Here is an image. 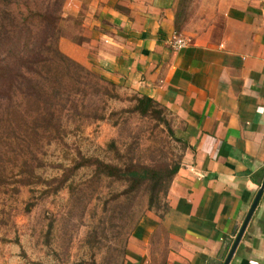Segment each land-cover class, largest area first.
Listing matches in <instances>:
<instances>
[{"label": "crops", "instance_id": "1", "mask_svg": "<svg viewBox=\"0 0 264 264\" xmlns=\"http://www.w3.org/2000/svg\"><path fill=\"white\" fill-rule=\"evenodd\" d=\"M66 0L59 48L154 99L184 144L163 216L136 226L125 264H224L264 182V0ZM188 37V36H187ZM230 264H264V193Z\"/></svg>", "mask_w": 264, "mask_h": 264}, {"label": "rangeland", "instance_id": "2", "mask_svg": "<svg viewBox=\"0 0 264 264\" xmlns=\"http://www.w3.org/2000/svg\"><path fill=\"white\" fill-rule=\"evenodd\" d=\"M185 2H195L182 13V37L191 42L208 7ZM89 91L77 97L78 111L64 117L60 140L44 147L37 184L0 195V264H125L138 223L166 212L167 197L151 205L143 189L127 194L121 181L100 174V163H181L176 120L164 109L154 119L135 112L132 90Z\"/></svg>", "mask_w": 264, "mask_h": 264}, {"label": "trees", "instance_id": "3", "mask_svg": "<svg viewBox=\"0 0 264 264\" xmlns=\"http://www.w3.org/2000/svg\"><path fill=\"white\" fill-rule=\"evenodd\" d=\"M65 2L0 0V195L37 184L43 149L60 140L64 117L78 111V96L118 87L60 50ZM135 101L141 116L160 118L162 110L167 111L146 96L138 95ZM100 166V174L121 181L127 194L145 190L153 205L168 196L180 163L167 168Z\"/></svg>", "mask_w": 264, "mask_h": 264}, {"label": "water", "instance_id": "4", "mask_svg": "<svg viewBox=\"0 0 264 264\" xmlns=\"http://www.w3.org/2000/svg\"><path fill=\"white\" fill-rule=\"evenodd\" d=\"M263 193H264V182L261 186V189H260V191H259V193H258V195H257V197H256V199L252 205V208H251L249 214L247 215L246 220H245V222H244V224H243V226H242V228H241V230H240V232H239V234H238V236H237V238H236V240H235V242H234V244H233V246H232V248L228 254V257L226 258V260L224 262V264H230V262L234 256V253H235V251H236V249H237V247H238V245L242 239V236H243V234H244V232H245V230H246V228H247V226H248V224H249V222H250V220L254 214V211H255Z\"/></svg>", "mask_w": 264, "mask_h": 264}, {"label": "built area", "instance_id": "5", "mask_svg": "<svg viewBox=\"0 0 264 264\" xmlns=\"http://www.w3.org/2000/svg\"><path fill=\"white\" fill-rule=\"evenodd\" d=\"M188 44V41L184 38L175 37L171 41V45L176 49H182Z\"/></svg>", "mask_w": 264, "mask_h": 264}]
</instances>
